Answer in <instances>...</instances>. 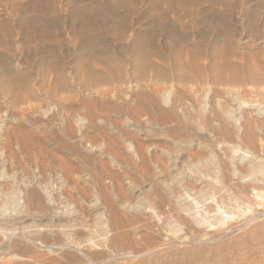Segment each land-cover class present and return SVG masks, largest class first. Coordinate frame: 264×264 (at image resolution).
<instances>
[{"label":"rangeland","instance_id":"rangeland-1","mask_svg":"<svg viewBox=\"0 0 264 264\" xmlns=\"http://www.w3.org/2000/svg\"><path fill=\"white\" fill-rule=\"evenodd\" d=\"M262 113L264 0H0V264H264Z\"/></svg>","mask_w":264,"mask_h":264},{"label":"bare ground","instance_id":"bare-ground-1","mask_svg":"<svg viewBox=\"0 0 264 264\" xmlns=\"http://www.w3.org/2000/svg\"><path fill=\"white\" fill-rule=\"evenodd\" d=\"M259 107H261V106H259ZM261 108H263V107H261ZM262 114H264V113H262ZM264 178V177H263ZM253 179V178H252ZM262 180V179H261ZM257 182V181H256ZM260 186V185H259ZM259 186H257V187H259ZM256 187V188H257ZM240 188V187H239ZM248 189V188H247ZM246 189V190H247ZM255 190V189H254ZM258 191V190H257ZM242 194H243V191L241 192ZM243 196V195H242ZM246 198H247V196H245V200H246ZM261 199H262V195H261V192L260 191H258V192H256L255 193V196L253 197V201L254 202H256V201H258V203H259V201H261ZM261 203H263L262 201H261ZM182 210H189V209H187L186 207H182L181 208ZM235 209V208H234ZM236 210V209H235ZM232 211H233V209H232ZM215 214H217V213H215ZM206 216V215H205ZM194 219H195V221H196V223H200V219H198V218H196L195 216H192ZM209 218V217H208ZM251 218V217H250ZM204 219V218H203ZM212 220V219H211ZM205 221V220H204ZM251 221V220H250ZM209 225V224H208ZM231 230V229H230Z\"/></svg>","mask_w":264,"mask_h":264}]
</instances>
